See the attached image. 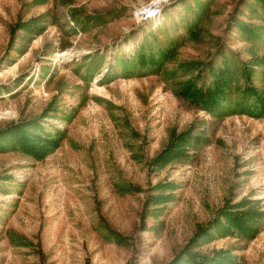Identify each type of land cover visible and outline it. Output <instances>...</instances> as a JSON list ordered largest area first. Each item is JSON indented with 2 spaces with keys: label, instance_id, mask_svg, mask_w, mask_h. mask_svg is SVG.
<instances>
[{
  "label": "rangeland",
  "instance_id": "obj_1",
  "mask_svg": "<svg viewBox=\"0 0 264 264\" xmlns=\"http://www.w3.org/2000/svg\"><path fill=\"white\" fill-rule=\"evenodd\" d=\"M263 1L0 0V264H264Z\"/></svg>",
  "mask_w": 264,
  "mask_h": 264
},
{
  "label": "trees",
  "instance_id": "obj_2",
  "mask_svg": "<svg viewBox=\"0 0 264 264\" xmlns=\"http://www.w3.org/2000/svg\"><path fill=\"white\" fill-rule=\"evenodd\" d=\"M263 1V0H262ZM264 4V1H263ZM151 57V56H150ZM141 61H145V58L142 56ZM152 59V58H150ZM153 63H155L152 60ZM209 72H214L211 68L209 69ZM217 74L213 75V80L209 82L205 87H201L196 85L192 80L188 81L185 86L183 87V91L181 92V96L190 100V102L194 103L195 105L199 106L202 110L210 112L214 107H216L219 103L225 100L226 94H227V81L225 80L224 74L225 70H219L216 72ZM248 80V78H246ZM244 93L248 94H255L256 91L248 85L243 90ZM27 131L23 129L21 125L12 127L10 129V133H13L12 135H9L8 133H1L0 134V141L6 140L9 143V146L16 147L20 146L21 149L26 151L28 154H32L36 158H42L45 154V152H41V145H39L38 142H34L31 140L26 133ZM187 139H189V134L187 132L179 135L176 137L174 142L172 143L171 147L169 149H166L156 158V162H159L161 159L164 161L169 160L170 157H177L180 155V153L183 154L182 146H184L185 142H187ZM49 142H52L50 139H46ZM1 144V142H0ZM56 143H52V145H55ZM173 155V156H172ZM126 190V188H125ZM264 213L257 212V211H251L250 209H247L245 211L241 212H230V213H224L222 214L223 217L226 218L228 221V230L234 229L238 232L244 233L248 232L250 229H255V226L257 224V219L262 217ZM222 230H225L224 226H220ZM229 232V231H228ZM114 238L119 239V237L115 236ZM219 252H216L215 256L208 261H215V264H221L222 259L219 257ZM196 255L191 254L187 261H185L182 264H207L206 260L208 257H204L201 259L200 262L196 261L195 259ZM227 260L226 264H230Z\"/></svg>",
  "mask_w": 264,
  "mask_h": 264
}]
</instances>
